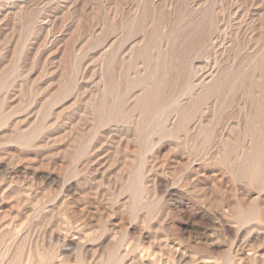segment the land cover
<instances>
[{
  "label": "rangeland",
  "instance_id": "rangeland-1",
  "mask_svg": "<svg viewBox=\"0 0 264 264\" xmlns=\"http://www.w3.org/2000/svg\"><path fill=\"white\" fill-rule=\"evenodd\" d=\"M0 264H264V0H0Z\"/></svg>",
  "mask_w": 264,
  "mask_h": 264
}]
</instances>
